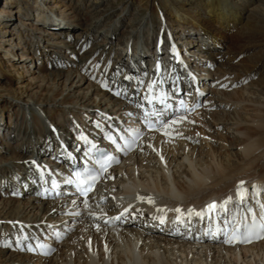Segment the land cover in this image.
<instances>
[{"label": "bare ground", "instance_id": "obj_1", "mask_svg": "<svg viewBox=\"0 0 264 264\" xmlns=\"http://www.w3.org/2000/svg\"><path fill=\"white\" fill-rule=\"evenodd\" d=\"M119 1L91 0L85 11L90 22L79 23V25H83L82 31H84L81 44L69 46V44L63 43L64 41L51 42L45 37L42 38L46 43L53 44L59 49L57 52H62V50L69 52L63 58L64 63L61 62V57L57 58L54 64H49L52 70H48L45 75H42L43 79L52 80L53 84L41 82L35 86L34 90H27L33 83L30 80L26 81L25 72L28 71L26 68L25 70L22 68L31 63V58L29 56L16 58L13 54V57L9 56V62L6 64L0 60V75L5 80L0 81V117L14 108L17 112L15 116L12 115L14 124L12 125V120L7 123L9 128L4 130L3 137L0 136V146L2 149L5 148V150L1 149L0 154H9L5 158H0V171L9 174L11 180L16 179L15 173L12 172L14 169L17 174L22 173L24 181H22L23 186L20 193L21 195L30 194L29 200L26 202L20 199H0V246H2L0 264H26L24 261L30 264H264V248L261 247L264 242L237 248L223 244L202 243L195 239L185 242L182 239L184 234L180 231H174L169 227L153 224L141 218L124 217L119 221H111L107 225L103 223V219L106 217L104 214L113 212L109 211L111 207L120 203L125 204L123 200L134 202L137 196L142 194L144 197H151L154 203L143 202V206L133 204L132 209L139 210L137 214L163 208L168 217H176L175 209L177 207L181 210L188 206L199 208L207 198L215 195L225 199L231 196L230 190L236 189V185L245 179L247 180L244 181V186L249 190L250 201L244 210L246 209V213L249 208L259 210V204L255 202L256 199L252 198L251 191L253 185L264 190V149L253 158L250 157L253 154L252 144L259 140L256 136L252 143V137H255V135L251 137L253 129L243 124L238 123L236 129L234 128L236 131L241 130L242 132L241 136L237 135L235 138L239 149L237 160L240 161L237 166L222 164L213 154L214 147H212L213 150H210L209 141L205 138H203L205 141L200 139V143H197V141H191L194 139L193 136H187L185 139L184 136L178 134L175 138H169L164 136L161 131L149 133L147 146L151 145V149L143 153L147 159L136 156L133 162L130 159L124 167L118 169L122 174L127 175L126 179L121 183V190L115 191L117 199L103 198L102 200L100 198L98 200V203H101L102 211L99 205L98 207L88 205L87 208H84L85 206L80 205L79 200H75L76 203H70V206H67L66 199L68 198L47 200L52 198H42L39 190L35 189L38 186V177L35 174L37 170L34 168L36 159L30 154L32 151H29L32 141L30 138L28 140L25 135L28 126L20 124L27 118V114H30L31 117V128L36 142L35 151L40 157L47 156V149H44L42 145L44 144L43 138L48 133L44 121L37 114L38 110L46 114L48 121L58 126V133H66L69 112L74 115L81 126L87 127L85 128L87 131H85L88 134H91V126H97L98 120L106 125H112L114 120L121 122L126 117L133 116L136 102L125 97L127 95L125 89L118 88L119 85L113 86L119 78L111 68L112 60L115 64L117 58L121 59L120 54H123L124 51L125 55L130 51L136 52L135 55L130 53V61L133 62L138 61V50L141 51L143 58H147L143 60L144 62L151 60L149 54L153 50H159V55H162L165 46H163L164 42L161 41V38L167 36L164 34L167 29L162 30L161 33L160 30L168 28L174 35L172 38H180L179 34L195 35L197 39L189 40L187 43L185 40L182 42L173 40L177 48L181 47L179 50H183V46H187L186 50H195L196 48L192 47L199 45L201 48L198 50L205 54V62L213 64L218 60V54L221 55L219 50L226 44L225 40L220 39H226L228 33H232L235 29L238 30V25L245 20V12L237 9L235 5H239V1L248 5V0H137V4L131 12L133 18H130L127 23L130 25L124 32H121L122 30L118 31V27L122 24L120 19L130 13L132 0H126V4ZM253 1L257 5L251 6L246 12L248 17L251 15L253 18H246L242 28H239L247 29L246 35L243 34L239 37L240 42H249L252 38L258 37L264 40V5L259 4V2L264 3V0ZM10 2L13 3L14 0L6 1V3ZM77 4L82 7L81 3ZM115 4L122 6L119 13H117L119 8ZM145 11H148L149 14L146 15ZM188 16L196 17L198 20L193 21ZM3 19L0 18V25H4ZM105 19L107 23L100 26ZM163 22L166 26L162 24ZM155 23H158L159 27L155 30L156 32H153L154 28L149 25L153 26ZM230 29L233 30L230 31ZM46 34L54 36L52 32ZM153 34L156 35L155 40ZM165 40L168 41L167 38ZM87 41H89L87 46L80 47ZM35 44L39 45L38 42ZM97 50L105 55H111V62L104 60L101 64H93V69L96 70L94 72L87 64L91 63L90 59H93L92 55ZM79 53H83L81 59L74 60ZM191 53L190 55L194 58V52ZM183 60L186 62L188 59L184 58ZM133 65L134 63H132ZM84 68H87L89 73L82 74L80 70ZM173 68L172 65L171 72ZM206 72H210V70L206 69ZM208 80V76L205 80L202 78L203 83H208ZM60 82L63 83V86H59ZM7 83L14 84V87H8ZM220 85L221 83L218 84V86ZM258 85L260 91L262 86ZM215 89L214 86L212 89L208 88V92L214 91L215 95L221 96L222 91ZM252 93H255L254 90L249 92L248 96ZM254 95L256 96V93ZM90 98L91 100H89ZM224 99L229 101L228 97ZM230 102V105H236L235 102ZM209 114L215 121H221L216 118L213 111H210ZM173 115L172 118H174ZM116 117L119 120H116ZM238 120L242 123L243 119L239 117ZM181 124H186L185 120ZM173 127L174 135L180 130V127ZM14 132L16 133L14 134ZM256 133L258 132L256 131ZM224 137V140L228 139L226 136ZM260 137L263 139V136ZM13 140H15V146L9 147L7 144ZM202 144H205L204 147L208 149L209 160L197 158V149L202 147ZM226 146L228 147V145ZM259 147L261 148V146ZM182 151L183 154L189 153L190 157H183ZM199 153L202 151L200 150ZM167 157L168 159H166ZM192 157H196V161ZM145 160L148 161L147 165H143ZM51 163L56 169L55 172L58 173V161L53 159ZM10 178L7 177L3 180V186L8 183ZM1 196L2 193H0V198ZM70 199H75V197L70 196ZM258 200L260 203H264V191ZM229 206L231 209H235L233 205ZM236 209L238 214L240 207L236 206ZM75 210L82 211V215L88 219H83L79 223L80 229L71 234L65 244L63 243L64 245L59 246L61 248L58 251V257L36 260L31 255L20 252L25 248L26 240H21V236L31 239L34 238L32 231L41 233L42 229L51 227L56 230V233H59L68 223L72 222V225H77L78 223L74 222L79 219L68 213ZM59 213H63L62 216L59 215L61 217H58ZM89 213H95L101 219L97 220ZM240 213L243 214V211L240 210ZM56 215L57 217L54 218ZM39 220L43 221L39 222ZM22 221L27 226L23 223L19 226L18 223ZM64 221L65 225L60 224ZM97 224L100 225V230H97ZM108 225L112 227H108ZM22 227L27 230V234L23 233ZM18 241L19 247H17ZM13 247L16 250L13 251ZM9 250L11 252L8 258H3V255ZM72 251H74V257H72Z\"/></svg>", "mask_w": 264, "mask_h": 264}, {"label": "rangeland", "instance_id": "obj_2", "mask_svg": "<svg viewBox=\"0 0 264 264\" xmlns=\"http://www.w3.org/2000/svg\"><path fill=\"white\" fill-rule=\"evenodd\" d=\"M6 1L7 0H0V11H1L0 12L1 13L0 18H4L3 19L4 25H2V24L0 25V60L6 64L7 62H9V56L13 57V54L16 56V58H19L20 56H22V57H26V56L28 57L29 56L31 58L30 59V60H32L31 63H29L28 66L22 68L24 70L26 68V71H28V72L24 71L27 75L26 81L30 80L33 83L31 85V88H28L27 90H30V91L34 90L35 86L41 82H45L46 84H47V82L50 84H53L52 80L43 79L42 75H45L48 72V70L49 71L52 70V67L49 66V64H54V61H56L57 58L61 57L60 60L62 63H64L63 57L61 56V54L64 52V50H62V52L61 51L57 52V51H59V49H57L55 46H53V44H51V45H49V43L47 44L46 41L42 40V38L45 37V39H48L51 42H59V41L63 42L64 41L63 43H67V44H69V46L81 44L83 42V36L81 37V35L84 33V31H82L83 25H79V23L82 22L81 24H83V23H89L90 22L89 17H87V13L85 11L87 10V6L91 3V0H46V1H43V0H14L13 3H11V2L6 3ZM119 2L126 4V0H120ZM136 2H137V0H132V4L130 5V9H131L130 13H128L124 18L120 19L121 20L120 22L122 24L118 27V29H119L118 31L122 30L121 32H124V30H126L127 27H129L130 23L129 24H127V23L129 22L130 18H133V17H131V12H132V9H134V7L136 6V4H137ZM77 3H81L82 7L78 6ZM260 3H262L264 5L263 2H259V4ZM238 4L239 5L236 4L235 6L240 11L245 12V20H246V18L252 19L253 17L251 15L248 17V13H246V12H247L248 8H250L251 6L257 5V3L253 0H248V5L242 4L241 1H239ZM115 5L118 6L119 10L117 11V13H119L122 6L119 4H115ZM144 13L146 15L149 14L148 11L147 12L145 11ZM189 18L192 19L193 21L198 20L196 17H189ZM245 20L243 21L244 23H245ZM75 22H76V25H74ZM243 22H241L238 25V30L235 29L236 31L234 30L232 33H228L229 35L227 36L226 39L225 38L220 39L222 41L225 40L226 44L224 45V48L219 50L221 55L218 54V60L215 63L218 62V65H221L222 67H227L225 69H222V72L227 71L229 69L231 70L230 67H232V69H236V70H240V71L244 72L250 68L252 69L254 64H260L261 66H264V40H262L258 37V38H252L249 42H240L239 41V37L242 36L243 34L246 35V31H247L246 28L239 29L242 26ZM65 23H67L68 26H65V25H67ZM106 23H107V21L105 19L104 22H102V25H100V26H103ZM137 23H136V25H137ZM60 24H62V25H60ZM149 26L153 27L156 30L159 27V24L155 23V24H153V26H151V25H149ZM50 28H54L57 31L62 30V29L64 31L68 30L69 32H72V34L76 33V36H78L77 33L80 32L79 37H81V38H77V40L74 43H70L69 41H65L66 38L63 37V34L60 37L58 35V33H60V32L54 31L53 29H50ZM4 30H7V31H4ZM231 30H233V29H230V31ZM240 30L242 32H238ZM68 31H65V33H68ZM47 32H52L54 34V36H50V35L46 34ZM164 34H167V31H165ZM179 35L181 37H185L183 39L181 37L178 38L177 41H180V42L185 40L186 41L185 43H187L189 40L197 39L196 36L193 34H188V35L179 34ZM38 37H40V39H38ZM67 38H69V37H67ZM199 40H202V39H199ZM36 42H38L39 45L35 44ZM88 44H89V41H87L85 44H82L80 47L87 46ZM117 45H118V43H117ZM179 46H181V45H179ZM191 46H194V45H191ZM186 47L187 46H183L182 49L186 50ZM195 47L196 46H194L192 48H195ZM231 48L234 49V51H233L234 53H239V51H241V50H246V53H248V55H246V57L241 59L238 63L232 65V64H230V61L231 60L233 61V58H232L231 54L229 56V53H228L229 49H231ZM51 50L53 52V56L49 57ZM97 53L102 54L101 52H99L97 50L92 55V57L94 58ZM65 54H67V53H65ZM82 54L83 53L77 54V58H75L74 60H78V59L80 60ZM104 55H105V53H104ZM35 56H37V57H35ZM46 56H48V57L46 58L47 60L44 62L43 60ZM37 58H39V59H37ZM101 58H102V55L96 57V59H97L96 64H100V62L103 61V59H101ZM90 60H92V58ZM222 60H224V61H222ZM94 61L95 60H93V62ZM38 62H40V64H38ZM252 63H254V64H252ZM243 66L246 67V69H243L244 68ZM62 67H65V66H62ZM42 68H44V69H42ZM251 69L247 72H250ZM88 71L89 70H87V68L80 70V72L82 74H87V73H89ZM0 81L1 82L5 81L4 77L2 75H0ZM258 84H260L262 86V89L260 91L258 90L259 89ZM7 86L13 88L14 84L7 83ZM59 86H63V83H61ZM246 86H248V87H246ZM246 86L244 89L242 88L238 91L230 92L231 94H228L226 92H222V95H225L226 97L232 99L236 103V105H235L236 109L228 110L229 108H226V109L220 108V109H223V111L221 112L218 110L217 111L218 113H215L217 116L216 118L218 120H221L219 122L220 123L222 122V124H220V126L212 125V122H210L209 118H208L209 115H205L204 113H201L200 116L195 117V119L202 117V119L206 121V125L210 126V129L212 130V134L217 136V138H216V140H217L216 142H218L217 146L213 143H210V142L208 144H209L210 150H213L212 147H214L213 154H215V157H217V159L220 160L222 164H233L234 166H237L238 165L237 163L240 162L237 160L238 156H239L237 154L239 152V149H238V145L235 141V138L237 137V135L238 136L242 135L241 130H237V131L235 130L236 129L235 127L238 126V123L240 125L243 124L246 127H251L253 129V131L251 132V137L253 135H255V137L254 136L252 137L253 138L252 143L254 142L253 140H254V138H256V136L260 142L259 143L258 141L257 142L255 141L259 146H261V148L255 142L252 144L251 150L253 149L252 150L253 154L250 157L253 158L256 154H258L260 151H262L264 149V75H260V78L255 82H254V80L248 81L246 83ZM253 88H256V89H253ZM252 90H254V92L256 93V96L254 95L255 93L254 94L252 93V95L248 96L249 92H251ZM30 91H28V92H30ZM257 94H259V95H257ZM91 97H92V95H91ZM89 100H91V98ZM237 104L239 107H237ZM16 113L17 112L14 108V109L8 111V113L4 114V116L0 117L2 120L0 122V128L2 130V133L0 130V136L1 137H3V134L5 135L4 130L6 128H9V126L6 124L9 123L11 120H12V125L14 124V120L12 119V115L15 116ZM238 115H240V116H238ZM230 116L232 117V119ZM239 117L243 119V120H241L242 123L238 122ZM233 118H234V120H233ZM233 121H234V123L237 121L235 123V125H233L234 124ZM20 124H22V126L27 125V118L22 120ZM256 131L258 133H256ZM57 132H59V131H57ZM224 132H226V134H223ZM15 133L16 132H14V134ZM253 133H255V134H253ZM258 134H259V136H258ZM12 135H13V133H12ZM219 136H220V138H219ZM224 136H226L228 139L224 140V138H225ZM260 136H263V139ZM219 139H221V140H219ZM203 140H202V142L205 141V140L204 141ZM220 141H222V142L220 143ZM7 145L9 147L10 146L14 147L15 146V140L10 141ZM7 145H6V148H7ZM204 145L205 144H202L201 146L204 147ZM226 145H228V147ZM198 146H199V144H198ZM202 147L197 149L198 150L197 158L199 160H201V159L205 160V161L209 160L210 156L208 153V149L205 147L204 148H202ZM257 147H259V148L256 150ZM1 149L2 148L0 146V153H1ZM2 150H5V148ZM200 150L202 151V153H199ZM7 154L8 153L0 154V158L7 157L9 155V154L8 155ZM199 154H201V155H199ZM181 155L183 157H185V156L190 157L189 153L183 154V151L181 152ZM203 155H206L207 157H204ZM197 158L195 157L193 159L196 161ZM166 159H168V157ZM130 161L133 162L134 160H130ZM216 162H217V160H216ZM143 165H147V163L143 162ZM234 166H232V167H234ZM151 169H152V167H151ZM3 174L4 173L3 172L1 173V171H0V175H3ZM5 176H6V174H5ZM13 197L14 196L7 195V196H4V198L1 197L0 199L10 200V199L16 198V197L15 198H13ZM17 199H20V198H17ZM20 200L23 202H26L29 199H20ZM61 214H63V213H61ZM61 214L60 213L57 214L58 217H61L62 216ZM57 215L54 218H56ZM59 215H61V216H59ZM1 248H2V246H0V249ZM263 248H264V245H263ZM14 250H16L15 247H13V251ZM10 252H11L10 250L7 251L3 255V256H5L3 258H8ZM7 254H8V256H6ZM71 254H72V257H74V255H75L74 251H72ZM83 255L85 256V253Z\"/></svg>", "mask_w": 264, "mask_h": 264}, {"label": "snow or ice", "instance_id": "obj_3", "mask_svg": "<svg viewBox=\"0 0 264 264\" xmlns=\"http://www.w3.org/2000/svg\"><path fill=\"white\" fill-rule=\"evenodd\" d=\"M171 51L175 55V47L173 46ZM156 71H160V64L158 63L156 66ZM127 78V77H126ZM157 81H152L147 85L148 93L149 95L146 97L148 103L157 102L164 106V108H168L169 105L166 104L168 97L167 93L163 92H155L154 93V85H156ZM221 87H226V85H221ZM200 95H203V93H199ZM180 108L184 111H187V107L183 100L180 101ZM148 115L153 116H160L162 115L161 112L157 111L152 114H145V119H148ZM186 117L184 115H179L171 120H165L162 122L159 131L162 132V134L166 137L171 138L173 136V132L175 131L174 127L175 125H178L182 123ZM156 123H160V121H156L155 123L151 120L148 121L147 127L149 130H157L156 129ZM179 134V133H176ZM140 136L139 130H135V134L132 136V139L125 143L124 148L122 150L124 151H132L134 147L136 146V140ZM86 140V138H83ZM111 139V137H109ZM151 147V145H149ZM120 149H118L119 151ZM155 151V149H153ZM159 154V153H158ZM163 159V158H162ZM97 163L99 164V167L93 171H89L86 176H83L80 172L75 173V177L77 180L76 183V190L79 192V194L82 197H85L84 206L85 208L88 207V198H90L89 194L92 193L95 190L96 184L105 178V174L108 171V168L114 164L119 163V160L111 155H105L100 157L97 160ZM107 179H111L112 177L108 176ZM66 183L71 184L72 181H66ZM245 182L241 180L236 185L235 195L236 198L233 200L232 196H228L223 201L217 203L216 201H213L209 204H207L202 210L196 211L194 209L189 208L187 212H183L179 207L175 209V212L177 213L175 220L173 223L175 224H183L185 222L184 218L185 216L188 217L189 221L192 216H196L200 218L201 220H204L205 218L209 219L213 223H215V220L219 217H223V228H216L215 231H211V235L213 238H217L218 236L222 235L224 238L221 241L224 244L228 245H235V244H248L252 243L255 240L264 239V203H260L258 200V197L262 194V189L258 188L256 185L252 186L251 196L253 199H256V202L259 204L261 209V215L259 218V221H257L255 215L252 216L251 222H249L247 217H241L240 219H237L236 216L233 214V212L229 209V205H245L248 203L249 200V190L244 186ZM53 187H56L55 181H53ZM103 200V197L101 198ZM137 200L140 201H146L149 204H153L154 201L151 197H143V196H137ZM73 203H76L75 200L72 201ZM132 209V206L129 205V207L125 208L123 212L120 213V215L111 217L110 219H104V224H109L111 221H119L122 220L125 216H127L130 213V210ZM139 211V210H136ZM157 211L164 213L165 209L160 208L157 209ZM249 213H251V209H248ZM75 215H80V213H75ZM90 216H93L95 219L99 220L101 217L96 216L95 213H89ZM231 217V218H229ZM135 217H133L134 219ZM157 219H159V222L161 224L165 223V215L159 216ZM97 230H100V225H96ZM209 232H205V235H208ZM21 240L27 239V237L21 236ZM91 241L89 240V244ZM43 245L37 244L36 247L40 248ZM17 247H19V241L17 242ZM26 250L32 251V248H27Z\"/></svg>", "mask_w": 264, "mask_h": 264}]
</instances>
